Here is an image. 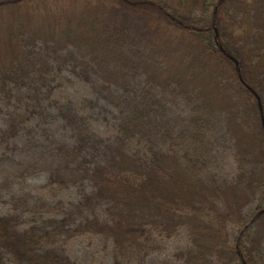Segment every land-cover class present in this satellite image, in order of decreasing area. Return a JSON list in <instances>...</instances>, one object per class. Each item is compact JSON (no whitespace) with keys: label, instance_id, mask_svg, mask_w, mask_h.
Masks as SVG:
<instances>
[{"label":"trees","instance_id":"1","mask_svg":"<svg viewBox=\"0 0 264 264\" xmlns=\"http://www.w3.org/2000/svg\"><path fill=\"white\" fill-rule=\"evenodd\" d=\"M29 1L0 6L2 21L12 20L8 52L0 60V264H77L75 243L96 237L104 241L105 264H146L153 255L164 257L160 264H242L237 234L264 208V132L251 93L241 86L247 101L238 108L236 125L254 130L258 142L243 146L230 129L225 149L234 169L225 182L216 181L210 158L217 149L209 134L217 124L214 104H201L195 113L174 90L181 80L162 76L166 63L137 61L156 55L143 52L131 24L100 21L80 37L69 27L40 30L20 13ZM239 1L243 31L261 39L250 48L252 75L244 78L264 106V0ZM226 48L241 67L247 65L244 47L227 42ZM98 65L115 77H106ZM77 80L94 88L92 99L69 93ZM102 111L113 116L103 117L105 126ZM187 122L194 130L190 144L184 133L176 138L178 125ZM40 171L47 182L31 187L27 180ZM210 188L232 195L241 188L243 203L229 208L236 214L203 204ZM75 189L78 199L60 200ZM175 241L180 248L171 252ZM241 249L248 264H264V216L245 233Z\"/></svg>","mask_w":264,"mask_h":264},{"label":"rangeland","instance_id":"2","mask_svg":"<svg viewBox=\"0 0 264 264\" xmlns=\"http://www.w3.org/2000/svg\"><path fill=\"white\" fill-rule=\"evenodd\" d=\"M3 1L0 0V3ZM117 1L118 4L112 2V0H30L29 4H24L20 13L24 17L23 19L30 20L31 24L36 28H40V30L47 29L49 31L54 26H57L63 31L66 30L65 27H69L80 32L77 37H80V34L85 30L92 32L104 21L131 24L133 28L130 33L137 41L140 38L144 48L143 52L145 53L146 51L149 55H156L155 58L148 57V55L138 56L136 58L137 61L146 63L159 59L164 64L166 63L162 76L178 77L181 80V86H177L174 90L178 92L179 99L182 102H190L192 104L194 111L201 104L207 105L209 102L214 104L217 124L212 126L209 134L213 146L217 149V156L216 158H210V171L216 181L225 182V178H228L234 169L233 163L229 158L228 149H225L228 139H232L230 129L234 135L240 136L243 146L251 145L253 147L259 138L254 130L251 133H247L236 125L238 124V108L246 105V93L238 82L234 65L228 64V61L218 54L215 45L212 43L211 34L196 36L187 30L182 31L177 24H174L161 11L162 9H168L166 11H170L181 23L204 28L211 26L214 8H207L206 5L212 0H151L158 4L160 8L152 6L137 10L130 5L122 6L121 0ZM127 1L137 2L141 0ZM218 1L213 0L215 5ZM243 11L244 8H240L239 0H229L222 10L224 14L220 17L221 19H218L219 25H217L221 37L224 39L223 44L232 43L234 46L239 47L240 50L244 47L245 51L244 54L242 52L241 58L242 62H246L247 65L242 67V72L244 77L249 78L252 75V69L248 63L251 62L254 56V52L250 48L254 47L257 38L248 36V32L243 31V25L239 23L240 18L244 16ZM96 12H99L100 15L94 17ZM232 12H234L235 17L230 15ZM245 15L248 16L247 14ZM4 17L6 18V15L2 16L0 14V60H4L8 52L10 30H12V20L2 21ZM204 17H208V19H204ZM248 17H252V14H249ZM89 23L92 24V27L87 28ZM34 27L32 28L34 29ZM258 42L260 44L261 39ZM258 42L256 46H258ZM88 46L92 47L95 52L98 51L92 41L88 42ZM96 69L102 70L101 73L106 75V77H115L113 72L103 71L104 69H101L100 65ZM93 74H97V72ZM175 85L173 84L174 87ZM67 88L69 93H77L76 97L80 99H92L94 88L88 83L80 84V80H77ZM78 107H80L79 104ZM88 107H90V104H88ZM195 113L198 114V111ZM98 116L103 126L106 125L103 117L113 118V116L106 115L105 111H102V114ZM182 116L184 118L187 117L186 115ZM188 116L192 117L190 109H188ZM190 123H180L178 125V135H176V138H179L184 133V139L187 144L192 143L189 135L194 132L192 127L189 128ZM255 124L256 121L254 120V127ZM110 125L113 127V123ZM58 128V125L53 127V129ZM162 143H165V141H162ZM188 147L191 149V146ZM252 151L256 157V148L254 147ZM162 156L165 160V165L169 163L164 153H162ZM16 160L11 157L7 159L9 163L16 162ZM47 178V173H41L40 171L32 175L27 181L31 187H35L45 184ZM257 179L258 177L255 176L254 180ZM252 190L250 189V194ZM207 191L206 200L202 201V203L214 206L222 213L236 214V209L229 208L242 204V198L246 195L245 192L241 193V188L235 189L234 195L227 192L221 194L222 191L219 192L213 188ZM79 197L80 193L77 189L70 193L60 194V200H65V204ZM252 198L253 195L251 196ZM200 203L201 200L199 205ZM252 203L250 201L249 204L251 205ZM253 209L254 207H250V209H245V211L250 212ZM83 240H78L74 248L71 249L73 260L77 264H105L107 251L104 249L103 239L96 237L93 240ZM170 248L171 252L179 249L180 243L178 241L171 242ZM163 259L164 257L161 255H153L148 258L146 264H160Z\"/></svg>","mask_w":264,"mask_h":264},{"label":"water","instance_id":"3","mask_svg":"<svg viewBox=\"0 0 264 264\" xmlns=\"http://www.w3.org/2000/svg\"><path fill=\"white\" fill-rule=\"evenodd\" d=\"M216 34H217V31L216 29H214ZM216 41H218V35H216ZM219 47L221 48V50L226 53L223 48L221 47V45L218 43ZM232 60L235 61V64H236V68H237V72L239 74V77H240V80L244 83L243 79H242V76H241V71H240V68H239V63L238 61H236L235 59H233L232 57H230ZM251 91L254 93V95L258 98V101H259V107H260V112H261V116H262V122H263V126H264V112H263V108H262V104H261V101L259 99V97L257 96V94L251 89ZM264 215V210L258 212L256 214V216L249 222V224L247 226H245V228L242 230L240 236H239V239H238V242H237V250H238V255L239 257L241 258L243 264H247L244 260V257L240 251V247H239V244H240V240H241V237L242 235L244 234V232L254 223L256 222L261 216Z\"/></svg>","mask_w":264,"mask_h":264}]
</instances>
